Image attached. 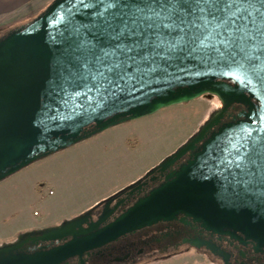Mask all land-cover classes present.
Instances as JSON below:
<instances>
[{
  "label": "water",
  "instance_id": "95a60500",
  "mask_svg": "<svg viewBox=\"0 0 264 264\" xmlns=\"http://www.w3.org/2000/svg\"><path fill=\"white\" fill-rule=\"evenodd\" d=\"M99 7L95 0H52L31 20L0 36V181L38 159L161 108L204 95L216 96L221 106L150 173H163L184 155L186 161L113 220L106 219L120 202L111 207L108 201L99 220H83L87 210L56 225L23 231L0 243V264H69L73 256L173 219L264 249V190L235 182L241 176L235 159L244 152L242 137L264 136V68L249 83L214 53H195L181 60L157 59L155 72L126 80L122 91L94 87L91 77L98 65H83ZM234 105L242 108L224 121ZM55 240L64 243L29 251L28 243Z\"/></svg>",
  "mask_w": 264,
  "mask_h": 264
},
{
  "label": "rangeland",
  "instance_id": "374dc122",
  "mask_svg": "<svg viewBox=\"0 0 264 264\" xmlns=\"http://www.w3.org/2000/svg\"><path fill=\"white\" fill-rule=\"evenodd\" d=\"M51 1L34 0L2 12L0 36L31 20ZM219 106L216 96L204 95L161 108L38 159L0 181V243L23 231L59 224L143 174ZM151 264L205 263L195 254H183Z\"/></svg>",
  "mask_w": 264,
  "mask_h": 264
},
{
  "label": "snow or ice",
  "instance_id": "6c2138e0",
  "mask_svg": "<svg viewBox=\"0 0 264 264\" xmlns=\"http://www.w3.org/2000/svg\"><path fill=\"white\" fill-rule=\"evenodd\" d=\"M84 67L95 62L94 87L119 88L160 61L214 53L251 83L264 68V0H95ZM89 7L88 4L83 5ZM206 58L211 59V55ZM151 65H155L152 67ZM77 79H83L78 77ZM251 134L249 133V136ZM244 140L238 186L264 190V136ZM264 197V191L260 192Z\"/></svg>",
  "mask_w": 264,
  "mask_h": 264
},
{
  "label": "flooded vegetation",
  "instance_id": "af4514ba",
  "mask_svg": "<svg viewBox=\"0 0 264 264\" xmlns=\"http://www.w3.org/2000/svg\"><path fill=\"white\" fill-rule=\"evenodd\" d=\"M241 108L239 105L230 107L223 120L231 119V116L236 114ZM187 157V155H184L163 173L158 170L150 173V170L162 159L159 160L143 174L101 197L72 217L90 210L83 220L96 221L99 220V216L108 201H110L109 206L111 207L120 202L118 209L106 219L107 222L113 220L115 216L123 209L129 207L137 198L146 194L152 188L159 186L164 181L165 175L184 163ZM72 217H65L61 220ZM61 243H64V240H55L54 242L41 241L36 244L28 243V246L29 251H33L40 246L52 247ZM183 254H195L204 260L205 264H264V249L256 248L252 241L230 234L213 233L204 230L197 224L184 223L179 221V219L159 221L124 234L116 240L85 252L82 256L76 255L69 258L68 263L151 264L166 261L171 257Z\"/></svg>",
  "mask_w": 264,
  "mask_h": 264
},
{
  "label": "crops",
  "instance_id": "0c3cea01",
  "mask_svg": "<svg viewBox=\"0 0 264 264\" xmlns=\"http://www.w3.org/2000/svg\"><path fill=\"white\" fill-rule=\"evenodd\" d=\"M32 1L34 0H0V14L8 10L18 8L20 5L24 7Z\"/></svg>",
  "mask_w": 264,
  "mask_h": 264
}]
</instances>
